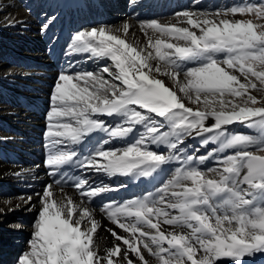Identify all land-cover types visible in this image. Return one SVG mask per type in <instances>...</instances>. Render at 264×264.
I'll return each instance as SVG.
<instances>
[{
	"label": "snow or ice",
	"instance_id": "6c2138e0",
	"mask_svg": "<svg viewBox=\"0 0 264 264\" xmlns=\"http://www.w3.org/2000/svg\"><path fill=\"white\" fill-rule=\"evenodd\" d=\"M238 15L255 21L229 18ZM176 16L175 23H142L143 47L127 39V23L75 34L73 53L111 63L96 72L59 74L46 116L45 164L52 176L74 163L110 177L137 178L153 177L172 162L178 166L154 191L100 208L127 234L109 229L122 244L103 256L93 246L99 223L90 205L118 189L61 175L37 194L33 238L18 264H133L129 252L147 264L141 248L159 264H246L247 257L264 253V99L251 92L257 81L264 86V0ZM102 116L118 123L107 124ZM234 124L256 134L232 133L228 126ZM138 125L144 129L138 138L104 148L111 139L132 136ZM97 132L109 139L88 155L65 150ZM188 137L216 147L189 154L182 146ZM153 145L166 146L168 155ZM228 149L235 151L221 155ZM209 160L215 166L202 168ZM69 181L79 199L65 190Z\"/></svg>",
	"mask_w": 264,
	"mask_h": 264
},
{
	"label": "bare ground",
	"instance_id": "6f19581e",
	"mask_svg": "<svg viewBox=\"0 0 264 264\" xmlns=\"http://www.w3.org/2000/svg\"><path fill=\"white\" fill-rule=\"evenodd\" d=\"M222 1L0 0V44H5L14 51V54L7 55L2 50L0 52V264H18L21 255L28 250L41 206L37 194L42 193L46 185L60 179L61 173L66 171L63 166L60 173L52 176L51 169L45 164L48 154L46 116L50 108V95L59 74L96 72L103 66L104 61H109L90 58L86 53H73L70 47L63 51L61 47L69 40L67 38L69 30L74 31L80 27L79 22L84 23L80 31L103 26L122 29L127 23L130 26L127 39L143 47L147 43V37L141 31L142 23L151 21L162 24L175 23L176 14L184 11L213 13V9L219 10L228 5ZM103 8L106 11L113 10L114 16L102 12L105 11ZM210 10L211 12H208ZM229 18L237 19V16ZM72 43L73 39L68 45L71 46ZM161 78L169 87H174L167 77ZM185 103L187 106L196 107L188 104L187 100ZM100 119L112 126L118 123V118L102 116ZM143 131V127L138 125L132 136L111 139L104 148L124 147L134 138H138L139 133ZM103 139H109L107 134L92 133L79 146L68 145L65 150H75L78 156L80 154L86 156ZM192 143L199 146H196L199 149L196 155H201L208 148L201 146L199 137H188L182 145L186 152L193 149ZM151 147L159 153L165 155L169 153L166 146ZM196 148L192 151L194 152ZM162 168L163 170L158 171L153 177H132V181L129 176L110 177L104 173L81 168L78 176L88 180L93 186L107 185L118 189L93 198L90 205L96 209L94 215L99 223L93 246L100 255L103 256L108 249L122 244V241H117L112 236L109 229L119 235H127L112 224L100 208L112 201L122 203L154 191L170 177L171 170L174 169L172 163ZM140 182L144 185H140ZM149 182L153 183L150 187L147 185ZM65 190L72 194L74 199H79L74 187L65 185ZM28 197H31L30 201ZM11 215H14L15 219L9 223ZM163 227L171 230L167 225ZM16 251H19L18 255L15 254ZM141 251L147 264H159L156 257L147 250L141 248ZM15 256L16 260H12ZM128 258L133 260V264H142L130 252ZM120 264L127 262L121 260ZM219 264L230 262L224 261ZM246 264H264V253L247 257Z\"/></svg>",
	"mask_w": 264,
	"mask_h": 264
},
{
	"label": "rangeland",
	"instance_id": "374dc122",
	"mask_svg": "<svg viewBox=\"0 0 264 264\" xmlns=\"http://www.w3.org/2000/svg\"><path fill=\"white\" fill-rule=\"evenodd\" d=\"M185 1V0H184ZM261 2V0H223L222 1V3H224V4H228V5H224V7L223 8H221V9H225V8H230V7H232V6H235V5H240V4H246V3H253V4H258V3H260ZM19 5H21V4H19ZM105 7V6H104ZM104 9V8H103ZM105 10V9H104ZM218 9H213L212 11H213V13L214 12H216ZM220 10V9H219ZM106 11V10H105ZM102 11V12H104L105 14H107V15H113V10L111 11V10H108V11ZM114 11H116V10H114ZM208 12H211V10L210 11H208ZM104 13H102V14H104ZM114 16V15H113ZM253 19L254 21H255V17L254 16H243V17H240L239 15L237 16V19ZM113 20L114 19H116V18H112ZM69 20V19H68ZM78 23V22H77ZM76 23V24H77ZM82 24H84V23H80L79 22V25H81L80 27H78V28H76L74 31H72V29H70L69 30V32H68V39L69 40H67L68 42H64L63 44H62V47H61V49L63 50V51H65V50H67V48H69L70 46L68 45V43L73 39V37L75 36V33L76 32H79L80 31V29L84 26V25H82ZM0 52H1V50L2 51H4V52H6V55L8 54V53H13L14 54V51L12 50V48L10 47H8L7 45H5V44H0ZM20 57H23V56H20ZM7 58V57H6ZM107 64H109V61H104L103 62V64L102 65H107ZM257 83V89H253V90H251V92H252V94L253 95H256L257 97H258V99H264V86H261L260 84H259V82L257 81L256 82ZM257 106H259V105H257ZM228 128H229V131L230 132H232V133H245V134H256V130L255 129H250V128H248V127H246L245 125H243V124H234V125H230V126H228ZM192 145V148L194 149V148H196V146L197 147H199L196 143H192L191 144ZM214 147H216V145H212V144H209L208 145V148L203 152V153H201V155H204V154H206V152L208 151V150H210L211 148H214ZM192 149V150H193ZM197 149V148H196ZM192 150H190V152L188 151L187 153H189V154H191L193 151ZM235 150L234 149H228V150H226L225 151V153H223V154H221V155H226V154H231L232 152H234ZM178 165L176 164V162H172V167H177ZM211 166H215L214 165V161L213 160H209V161H206L205 162V165H202L201 167L203 168V167H211ZM15 219V216L14 215H11V218H10V220H9V223H12L13 222V220ZM21 244V243H20ZM19 247H21V245H19ZM18 253H19V251H16L15 252V254H17L18 255ZM16 256H15V258L13 257L12 258V260H16ZM6 263V262H5Z\"/></svg>",
	"mask_w": 264,
	"mask_h": 264
}]
</instances>
